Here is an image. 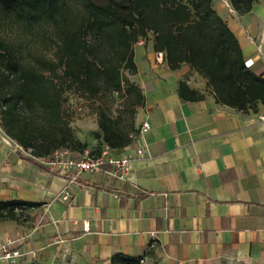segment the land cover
I'll return each mask as SVG.
<instances>
[{
	"label": "crops",
	"instance_id": "1",
	"mask_svg": "<svg viewBox=\"0 0 264 264\" xmlns=\"http://www.w3.org/2000/svg\"><path fill=\"white\" fill-rule=\"evenodd\" d=\"M214 7L264 77V0L247 14L228 0ZM133 50L136 72L126 76L144 102L139 132L121 152L133 157L127 180L84 172L69 184L30 150L6 145L0 126V199L40 203L0 222V244L13 241L20 264H110L116 253L145 264H264V106L217 103L196 71L158 60L151 40ZM180 81L202 98L182 101ZM144 121L150 128L141 132ZM66 187L64 200L57 195Z\"/></svg>",
	"mask_w": 264,
	"mask_h": 264
},
{
	"label": "trees",
	"instance_id": "2",
	"mask_svg": "<svg viewBox=\"0 0 264 264\" xmlns=\"http://www.w3.org/2000/svg\"><path fill=\"white\" fill-rule=\"evenodd\" d=\"M228 1L247 14L258 0ZM4 25L10 34L1 32ZM139 40H151L170 69L185 64L196 71L217 103L242 112L264 106V77L245 66L214 0H0L4 134L44 161L60 148L98 153L103 144L120 154L139 132L136 110L144 96L124 75L136 72L133 47ZM70 93L96 114L95 144L77 137L70 125L64 107ZM178 95L188 101L203 93L180 81ZM118 98L121 107L113 111ZM39 205L0 199V222ZM142 258L116 253L110 264H141Z\"/></svg>",
	"mask_w": 264,
	"mask_h": 264
},
{
	"label": "built area",
	"instance_id": "3",
	"mask_svg": "<svg viewBox=\"0 0 264 264\" xmlns=\"http://www.w3.org/2000/svg\"><path fill=\"white\" fill-rule=\"evenodd\" d=\"M156 58L162 61L164 59L163 53L156 52ZM252 64V59L245 60L246 67H250ZM257 119L264 124V107L257 111ZM149 128V123L144 121L141 124L140 131L145 132L149 130ZM15 144L16 147H21L17 143ZM142 151L141 148H138L135 154H141ZM132 158L133 157L129 154H117L116 151L107 144H103L98 153H94L89 147L81 151H71L68 148H60L55 150L45 163L53 170H57L65 175L69 184L76 182L77 178L84 172H102L110 180L124 182L127 180ZM57 196L64 200L68 199L69 187L60 191ZM115 197L118 198L119 195L115 194ZM84 227L87 229V224ZM23 255L24 252L15 247L14 242L11 240L0 244V264H20L19 260ZM144 260L145 259L142 258L140 263H144Z\"/></svg>",
	"mask_w": 264,
	"mask_h": 264
},
{
	"label": "rangeland",
	"instance_id": "4",
	"mask_svg": "<svg viewBox=\"0 0 264 264\" xmlns=\"http://www.w3.org/2000/svg\"><path fill=\"white\" fill-rule=\"evenodd\" d=\"M1 30V32H8L7 34H10V28L6 27V25H4V28L2 27ZM262 31L263 32L260 35L261 38L263 37L262 35L264 34V29ZM49 56H51V52L46 53V57ZM127 73L128 72H124V75H127ZM66 99L67 100L64 102V107L70 113L71 127L74 129L75 135L81 140L87 141L90 145L91 143L95 144V139L92 138V133L97 129L96 114L94 113L92 108L88 106V104H86L83 100L77 98L72 93L67 94ZM117 100L112 106L113 111L121 107L119 106V101H121V98H118ZM2 140L6 143V145L10 146L12 149H18L23 152L22 154L25 155L26 151L21 147H16V142L12 139L10 140V138L6 136L3 132Z\"/></svg>",
	"mask_w": 264,
	"mask_h": 264
}]
</instances>
